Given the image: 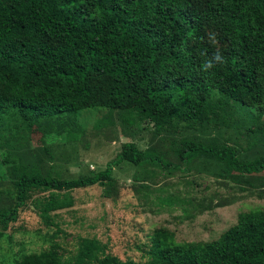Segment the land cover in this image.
<instances>
[{"label":"trees","instance_id":"1","mask_svg":"<svg viewBox=\"0 0 264 264\" xmlns=\"http://www.w3.org/2000/svg\"><path fill=\"white\" fill-rule=\"evenodd\" d=\"M205 25L227 43L222 62L213 59ZM208 60L214 67L205 71ZM214 92L264 113V0H0V163L13 188L0 225L15 221L34 191L40 194L30 203L51 225L54 212L73 204V189L110 184L120 162L171 164L124 142L89 175L42 174L13 146L33 122L60 134L68 129L63 118L88 105L118 110L123 121L149 123L159 134L173 121L200 122L213 112ZM178 143L183 165L201 155L221 163L227 177L264 169V156L238 158L226 143ZM53 248L17 264H133L106 253L94 237H80L66 257ZM148 251V264H264V211L240 213L211 241L178 244L155 234Z\"/></svg>","mask_w":264,"mask_h":264},{"label":"rangeland","instance_id":"2","mask_svg":"<svg viewBox=\"0 0 264 264\" xmlns=\"http://www.w3.org/2000/svg\"><path fill=\"white\" fill-rule=\"evenodd\" d=\"M202 2V0H200ZM205 41L222 55L227 43L209 26ZM213 112L191 126L173 121L156 134L149 123L123 121L118 110L85 105L72 119L63 118L68 129L45 133L33 122L20 131L13 146L28 164L42 174L75 178L104 168L122 143L169 162L165 168L153 163L134 165L122 161L113 166L110 184H92L71 191L73 204L53 214L44 225L30 201L19 208L17 218L0 225V264H17L25 257L51 246L61 257L73 254L80 237L105 243V252L133 264H148L152 238L172 236L174 243L211 241L233 225L240 213L251 208L264 211V169L252 176L227 177L223 165L196 155L183 165L175 149L180 139L226 143L238 158L264 156V113L217 93L212 94ZM2 150H0V159ZM172 164L178 165L173 167ZM0 163V209L13 203V188ZM255 177H259L258 181ZM260 182V183H259Z\"/></svg>","mask_w":264,"mask_h":264},{"label":"clouds","instance_id":"3","mask_svg":"<svg viewBox=\"0 0 264 264\" xmlns=\"http://www.w3.org/2000/svg\"><path fill=\"white\" fill-rule=\"evenodd\" d=\"M217 62H222V57L219 53H217L214 58ZM214 67L213 61L212 60H208L206 63L203 64V69L205 71L211 69Z\"/></svg>","mask_w":264,"mask_h":264}]
</instances>
